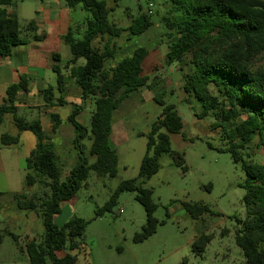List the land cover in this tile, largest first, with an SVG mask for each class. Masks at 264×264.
<instances>
[{"label": "trees", "instance_id": "obj_1", "mask_svg": "<svg viewBox=\"0 0 264 264\" xmlns=\"http://www.w3.org/2000/svg\"><path fill=\"white\" fill-rule=\"evenodd\" d=\"M168 1L170 7L162 19L169 40L165 64H181L188 58L189 70L182 77L181 89L198 103L197 118L212 115V127L220 129L228 142L225 151L234 163H240L245 174L242 184L245 219L239 221L241 227L234 242L242 253L244 264H264V165L252 162L251 154L246 152L251 150L247 149L255 139L260 142L257 147L264 145V65L261 64L264 59V0ZM65 2L69 8L79 6L86 14L80 39L74 38L72 30L60 39L69 47L73 63L84 60L83 66L71 69L70 76L79 86L82 99L91 98L94 105L88 128L75 120L77 107L67 118L74 129L72 145L77 151L78 163L65 180L60 179L51 139L60 125L59 117L50 116L52 130L46 135L37 120L26 122L16 115L14 96L22 87L23 78L7 88L5 102L0 104V121L5 114H11L17 131H28L35 138V147L25 160L24 190L14 196L17 209L34 213L43 226L40 238L27 239L18 245L19 252L27 257V264H76L77 256L73 253L81 248L78 239L88 222L73 218L56 227L54 218L60 213L61 205L76 196L90 172L98 177L116 176L118 157L110 142L113 114L122 102L148 82L142 69L148 52L143 47L105 69V64L120 50L113 41L121 37L124 29L109 22L110 10L103 0ZM12 4L13 0H0V57L9 56L14 47L24 44L17 16L7 12ZM152 26L151 15L146 13L134 19L126 30L131 36H141ZM32 29L35 24L31 21L26 30ZM97 39L104 41L102 48L92 46ZM54 60L59 62L57 55ZM52 70L60 86L63 78L60 68L54 65ZM41 94L49 108L64 104L62 99L54 100L51 87ZM155 101L161 113L146 134V152L138 172V179L142 181L158 172L160 155L170 156L177 166L183 164L181 155L171 150L169 139L170 134L181 131L182 120L174 106ZM84 140L90 143L91 163L82 157ZM17 142V136L4 134L0 137L2 146ZM35 187L38 191L30 194L29 190ZM124 192L136 193L135 201L145 212V224L133 237L134 243H141L156 231L157 221L153 216L156 205L151 200V192L137 185L135 179L121 182L109 200L95 211L94 217L111 213ZM183 208L191 218L207 210L205 206L187 203ZM13 239L17 240L15 236ZM208 241L207 236L197 239L193 243L196 252L202 253Z\"/></svg>", "mask_w": 264, "mask_h": 264}, {"label": "rangeland", "instance_id": "obj_2", "mask_svg": "<svg viewBox=\"0 0 264 264\" xmlns=\"http://www.w3.org/2000/svg\"><path fill=\"white\" fill-rule=\"evenodd\" d=\"M110 10L108 20L124 29L121 37L115 39L120 50L112 61L105 64V69L113 67L118 61L129 56L133 50L143 47L148 55L142 64L143 75L148 78L147 87L133 96L132 106L122 113L119 122L124 125L126 139L117 147L118 167L113 178L98 177L90 172L85 184L76 196L61 205L60 213L54 218V225L61 227L73 218L88 222L84 234L78 239L82 243L75 251L76 264H244L240 249L235 245L234 237L241 227L239 221L245 219L243 204L245 174L240 163H234L225 149L228 142L220 129H214V118L210 114L197 118L199 105L193 97H188L181 89L182 77L189 70L187 60L172 66L165 64V55L169 40L166 37L162 19L167 16L170 7L168 0H103ZM152 4L151 21L153 26L141 36H131L127 28L141 14H146L148 5ZM59 7L61 14H67L72 26L83 22L85 13L79 6L68 8L63 0H13L7 12H15L19 21L20 37L29 40L33 33L26 30L29 22L37 23L42 10ZM47 34L40 28L38 36ZM80 39L79 33H74ZM49 43L53 46L57 43ZM104 41L97 39L92 46L102 48ZM61 55L70 57L68 46L59 42ZM39 61L41 65L50 60L43 51ZM83 59L76 61L82 66ZM264 65V59L261 62ZM48 85L55 86V73L44 74ZM5 98V91L0 89V102ZM39 98V96H38ZM37 98V103L40 99ZM155 99L165 105L175 107L182 120V129L177 134H170L171 150L181 155L183 164L177 166L173 158L160 155L157 159L159 170L149 180L138 179L141 159L146 152V134L150 126L161 113V107ZM35 100L27 101L32 106ZM126 103V102H125ZM71 105L56 108L63 123L73 109L81 104L82 126L84 118L89 123L94 111L91 98L76 99ZM41 102L39 107L22 109L25 118L33 119L45 111ZM18 113V116H22ZM0 126V136H16L18 131L11 122V115L6 116ZM10 118V119H9ZM115 121V120H114ZM4 127V128H3ZM165 132V131H164ZM55 152L65 158L61 164L60 179L63 181L77 165L78 155L74 147H63V140L53 138ZM82 157L89 163V141L82 142ZM255 139L246 151L250 160L264 165V145ZM210 145V147H209ZM113 146V145H112ZM115 148V147H114ZM116 150V149H115ZM22 150L17 145L2 146L0 143V189L3 191H22L24 177L27 173L24 160L20 157ZM70 156H69V155ZM62 160V159H61ZM136 180V184L151 192V200L156 205L154 218L157 221L155 233L141 243H134L133 237L145 224V212L135 201L136 193L124 192L117 199L111 213L95 218L97 209L102 207L126 180ZM38 188L29 190L36 193ZM205 206L207 210L197 218L184 210L183 204ZM43 233L41 219L32 212L19 211L5 202L0 209V264H27L25 258H19L18 245L26 237L40 238ZM16 237V241L13 239ZM209 237L202 253H197L193 243L203 237ZM60 256L63 253L59 254Z\"/></svg>", "mask_w": 264, "mask_h": 264}, {"label": "crops", "instance_id": "obj_3", "mask_svg": "<svg viewBox=\"0 0 264 264\" xmlns=\"http://www.w3.org/2000/svg\"><path fill=\"white\" fill-rule=\"evenodd\" d=\"M63 1L65 2V0ZM65 6L68 7L66 5V2H65ZM8 13L15 14V12H8ZM41 13L42 15L37 23L32 21L35 24V29L27 30L33 33V36L30 37L29 40L22 39L24 44L14 47L9 56L0 57V89L1 91H5V98L2 99L0 104H3L5 102L7 88L11 85L20 83L21 78H23L22 87L16 92L14 96V107L16 108V115L18 116V113L22 115L21 113L22 109L39 107L42 102L43 106L46 109L43 113L39 112V115L33 117V119L25 118L23 117V115L18 117L23 118L26 122L37 120L40 124L43 133H45L46 135H50L52 130V122L50 116L54 114L59 117L55 109L60 107H66L67 105H71L70 103H72L76 99L77 100L82 99L81 90L79 86L76 84L75 79L70 76L71 69L80 66H76V62L73 63L71 61L72 56L70 50H69L70 57H67V55L63 57L61 55L60 49L58 47V43L59 42L64 43L60 38L66 35L69 30L73 31V36L74 33L76 34L79 33L81 35L83 32V27H82L83 22L78 26L75 25L72 26L70 20L68 19L67 14L66 13L64 15L61 14L59 7L52 6L47 8L46 10H42ZM40 28L42 29V32L46 29L47 34H42L41 36H38L37 32L39 31ZM52 40L57 44H55L54 46L50 44L49 42ZM38 50L43 51L46 55H48L50 60L47 62V64L45 65L40 64L39 57H41V54L39 55L36 53V51ZM54 55L58 56L59 62H56L54 60ZM54 65H57L60 68L61 74L63 76L60 86L56 82V75H55V86L48 85L44 77L46 71L53 72L52 69ZM172 65H176V64H172ZM48 87H51L53 89L54 100L62 99L64 102L63 105L55 106L53 108H49L45 105L41 92H43ZM145 87L140 88L138 91L133 93L127 100L122 102L120 107L113 114L110 142L113 145V147H115L116 149L115 151L117 157H118L117 147L119 145L121 146V143H123V141L126 139L124 125L121 122H119L120 116L122 115V113L130 109V106L133 105L132 102L130 101L133 98V96L137 95ZM37 98L40 99L41 101L40 103H37ZM30 100H35L36 103L33 104L32 106L27 105V101ZM77 108L79 109V111L75 117V120L78 123H80V121H82V115L84 112L82 110L84 109V107H82L80 104L79 106H77ZM7 115H11V114H5L3 116L2 120L0 121V126H3L4 121L8 119L6 117ZM67 118H66V122L63 123V121L59 117L60 125L57 127L51 139L53 140V138L58 137L59 139L63 140V144H64L63 147L66 146L73 147L72 141L74 139V129L71 123L67 121ZM10 120L14 125L13 117H11ZM84 121H85L83 122L84 125H87L84 127L88 128L89 123L86 124L85 118ZM16 136L18 137V142L15 145L19 146L20 149L22 150L20 157L25 162V160L29 157L30 152L35 147V138L28 131L18 132ZM52 146H53V152L57 157V163L61 164L62 161L65 160V158H61L62 159L61 160L60 156L58 155L59 151L55 152V145L53 144V142H52ZM23 190L24 189L22 188V191ZM22 191L20 192L3 191L0 189V209H2V203L7 202L11 204L14 207V209L18 210L16 207V201L14 199V196L16 194L21 193ZM27 239H31V238L27 236L26 240ZM19 258H25V260H27V257L23 253H20Z\"/></svg>", "mask_w": 264, "mask_h": 264}, {"label": "built area", "instance_id": "obj_4", "mask_svg": "<svg viewBox=\"0 0 264 264\" xmlns=\"http://www.w3.org/2000/svg\"><path fill=\"white\" fill-rule=\"evenodd\" d=\"M152 11H153V6H152V4H149L146 13L148 15H151L152 14Z\"/></svg>", "mask_w": 264, "mask_h": 264}]
</instances>
